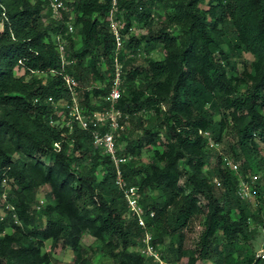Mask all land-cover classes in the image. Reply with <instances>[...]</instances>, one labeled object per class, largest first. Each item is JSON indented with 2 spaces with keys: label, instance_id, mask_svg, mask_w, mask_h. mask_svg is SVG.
<instances>
[{
  "label": "trees",
  "instance_id": "16d2710c",
  "mask_svg": "<svg viewBox=\"0 0 264 264\" xmlns=\"http://www.w3.org/2000/svg\"><path fill=\"white\" fill-rule=\"evenodd\" d=\"M47 2L0 0V264H49L57 246L73 252L72 264H90L96 255L112 264H158L137 250L145 230L165 264H264L246 247L254 233L250 219L264 229V201L259 196L255 206L235 193L238 177L254 174L255 159L264 178L258 156L264 146V0L119 1L126 28L151 24L155 9L166 22L154 34L124 36L122 94L112 103L120 122L140 131L133 137L119 132L116 144L118 154L131 156L123 175L138 187L146 228L128 215L113 164L93 145L90 130L49 123L57 101L70 97L64 71L75 76L87 113L109 107L111 0H65L75 30L64 36L73 63L63 69L55 40L66 27L49 17ZM224 37L230 38L227 50ZM157 49L163 57L151 58ZM236 51L251 57L241 71L230 62ZM94 80L106 83L89 88ZM206 131L218 149L209 147ZM144 149L152 154L143 163ZM223 155L238 163L237 174L223 166ZM214 176L222 184L218 195ZM259 181L253 189L261 195ZM45 185L48 203L36 210ZM6 203L14 205L18 223ZM84 235L91 244L83 243Z\"/></svg>",
  "mask_w": 264,
  "mask_h": 264
},
{
  "label": "built area",
  "instance_id": "2783aa9c",
  "mask_svg": "<svg viewBox=\"0 0 264 264\" xmlns=\"http://www.w3.org/2000/svg\"><path fill=\"white\" fill-rule=\"evenodd\" d=\"M46 12L49 17L55 21L63 20L65 23V30L62 33L56 35V50L60 59L61 68L63 69L66 65H71L73 59L68 57L66 52L67 41L64 36L72 34L75 30L73 24L74 12L67 5L65 0H47ZM120 0H111L110 8L107 12V25L108 29L112 35L114 49L112 54V79L110 83V89L107 96L104 98L109 101V107L105 108L103 111H93L86 112L85 108L81 105L79 98L77 96V85L78 82L72 74L64 71L62 73V78L65 86L69 92L68 100L63 98L59 99L54 107V114L57 117L50 116L49 123L51 125L68 126L71 128L73 124L84 130H90L92 134L93 145L101 149V153L107 155L114 168V183L118 190L121 192L123 199L126 203L128 215L134 216L137 223L146 228L145 220L143 218L144 210L139 203V192L138 187L134 184H129L123 175L122 164L130 160L131 156L118 154L117 148V137L119 132L123 131L125 125L120 122L122 116L119 109L113 106L115 102L121 95V83H122V62L119 59L121 51L124 48V36L130 33L132 27L126 28V21L122 16V9L119 8ZM125 33H123V31ZM49 102H53L52 97H48ZM104 129V130H102ZM204 136L208 142L209 147L218 149V144L213 141L211 134L206 131ZM222 164L224 167L229 168L236 174L238 173V163L230 156H222ZM258 175L253 174L249 179H243L238 177V183L235 189L237 197L241 200L253 203L252 196L254 192V183L258 179ZM212 182L216 189L222 190L221 181L214 176ZM6 180H3V184ZM3 199H5V194H3ZM43 204V200L35 205L36 210H40ZM8 212L11 213L14 223H18L17 216L14 212V205L12 203H6L4 206ZM150 216H153V211H150ZM5 217L4 213L1 214L0 219ZM142 244L137 247V250L146 257H152L153 261L158 262V264H165L159 257V252L155 246L151 243V234L148 230L144 231L141 238ZM264 258V250L260 255Z\"/></svg>",
  "mask_w": 264,
  "mask_h": 264
},
{
  "label": "rangeland",
  "instance_id": "374dc122",
  "mask_svg": "<svg viewBox=\"0 0 264 264\" xmlns=\"http://www.w3.org/2000/svg\"><path fill=\"white\" fill-rule=\"evenodd\" d=\"M35 1V0H33ZM203 7H205L204 5H202ZM153 21L151 24L145 26V25H138L133 23L131 25L132 30L130 31V33L135 34L137 36H143L146 34H154L156 32H158L161 28L165 27L166 22L165 19L163 17L164 11L162 9H155L153 11ZM2 29V23L0 21V30ZM171 35H177L178 34V28L174 25H168L167 29H166ZM129 35V34H127ZM230 40V38L224 37L223 38V42L221 44V47L224 48L225 50H227L228 47V41ZM144 46L145 44L142 42L141 44V51H140V55L141 57L146 55V52L144 51ZM129 50V49H127ZM129 51H127L128 54ZM125 55V54H124ZM149 56L153 59H160L163 57V51H161L160 49L157 50H153L150 52ZM141 57H139V59L137 60V63H142L143 60L141 59ZM251 57L246 54V53H241L236 51L235 52V56L230 60L231 63H235L236 68L241 71L242 69V63L246 64L248 66V63L250 61ZM230 63V64H231ZM16 71V75H20L23 73L22 70H15ZM98 81V80H97ZM96 80H94L89 88H91V86L96 85L98 87H102L105 85L106 81L104 80V82H97ZM121 93V92H120ZM122 94V93H121ZM2 114V110L0 108V116ZM125 125V128L123 130V132L126 134V132L129 133V135L133 136H137L140 134V131L135 130V124L134 123H128V122H124L123 123ZM151 149V148H150ZM143 150L141 153V156L139 157V160L141 162H147L149 156L152 154L151 150ZM259 155L258 156H262L264 157V146L259 147ZM13 156H16L15 154ZM46 162H51L52 157L51 156H47L44 159ZM256 159L254 161V163L252 165H254L255 169H253L254 174L258 175V179L259 181V190L261 195H258V193H256V191L253 192V196H252V201L253 205L256 206L257 202H262L264 201V178L262 177V173L261 170L259 169L258 165L256 167ZM212 164H213V159H212ZM215 164V161H214ZM213 164V165H214ZM10 186L7 184V182L4 184V188L6 189V191L8 190ZM49 187L47 185L43 186L42 190L37 194V201L39 203L40 200H43V204H47L48 200H47V195L46 193L48 192ZM219 191H221L220 189H216L215 190V194L218 195ZM260 196L261 200L258 199ZM41 206V208H42ZM264 206V203L263 205ZM253 209V208H252ZM262 209H264V207H262ZM260 212L264 213V210H262ZM41 220L44 222V216L41 215ZM250 229L254 230L253 236L251 239H249L247 241V246L248 248H250L254 253H255V257H258L262 254V250H264V229L260 228L257 226L256 221H254L253 219H250ZM83 243L86 244H91L93 241V238L89 235H84L83 239H82ZM50 242L47 241L43 247V251H47L49 248ZM132 249V248H131ZM51 252L52 255V260L49 264H72V259H73V252L69 249V248H62L60 246H57L55 249H53ZM234 256L236 255V253L233 254ZM260 258H262L260 256ZM235 259V258H234ZM238 259V258H237ZM90 264H112V262L109 259H106L104 257H100L98 255H96ZM197 264H213L212 261L209 260H200L197 262Z\"/></svg>",
  "mask_w": 264,
  "mask_h": 264
}]
</instances>
